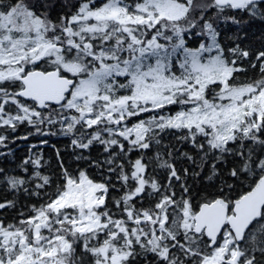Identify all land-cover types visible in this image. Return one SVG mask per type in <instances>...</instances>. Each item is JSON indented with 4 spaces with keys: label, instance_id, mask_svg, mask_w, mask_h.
Wrapping results in <instances>:
<instances>
[{
    "label": "snow or ice",
    "instance_id": "snow-or-ice-1",
    "mask_svg": "<svg viewBox=\"0 0 264 264\" xmlns=\"http://www.w3.org/2000/svg\"><path fill=\"white\" fill-rule=\"evenodd\" d=\"M0 264H264V0H0Z\"/></svg>",
    "mask_w": 264,
    "mask_h": 264
},
{
    "label": "trees",
    "instance_id": "trees-1",
    "mask_svg": "<svg viewBox=\"0 0 264 264\" xmlns=\"http://www.w3.org/2000/svg\"><path fill=\"white\" fill-rule=\"evenodd\" d=\"M21 131H23V129Z\"/></svg>",
    "mask_w": 264,
    "mask_h": 264
}]
</instances>
